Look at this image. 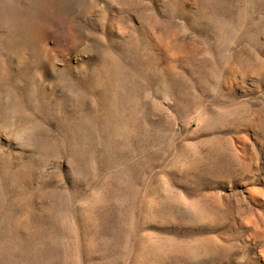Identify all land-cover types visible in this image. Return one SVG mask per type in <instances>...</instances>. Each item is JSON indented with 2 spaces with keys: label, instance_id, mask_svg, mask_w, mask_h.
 <instances>
[{
  "label": "rangeland",
  "instance_id": "1",
  "mask_svg": "<svg viewBox=\"0 0 264 264\" xmlns=\"http://www.w3.org/2000/svg\"><path fill=\"white\" fill-rule=\"evenodd\" d=\"M263 221L264 0H0V264H264Z\"/></svg>",
  "mask_w": 264,
  "mask_h": 264
},
{
  "label": "bare ground",
  "instance_id": "2",
  "mask_svg": "<svg viewBox=\"0 0 264 264\" xmlns=\"http://www.w3.org/2000/svg\"><path fill=\"white\" fill-rule=\"evenodd\" d=\"M256 192H254V191H251V195L253 196L254 194H255ZM259 231H260V233H261V235H264V221L262 222V225L261 226H259Z\"/></svg>",
  "mask_w": 264,
  "mask_h": 264
}]
</instances>
